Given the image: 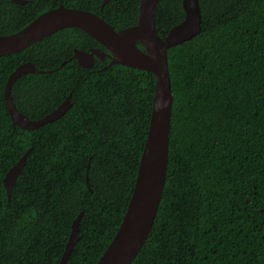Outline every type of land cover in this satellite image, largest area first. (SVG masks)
<instances>
[{
    "label": "trees",
    "instance_id": "1",
    "mask_svg": "<svg viewBox=\"0 0 264 264\" xmlns=\"http://www.w3.org/2000/svg\"><path fill=\"white\" fill-rule=\"evenodd\" d=\"M0 0V35L60 2L96 12L115 29L138 23L140 0ZM201 31L168 49L174 95L169 162L158 211L131 264H264V0H199ZM185 18L183 0H159L161 37ZM138 45L143 47L139 42ZM75 48L110 51L80 27L0 56V264H96L131 200L157 78L111 58L91 67ZM40 119L71 95L58 119L15 125L5 99ZM30 150V151H29ZM8 200L4 178L28 152ZM88 176V180H87Z\"/></svg>",
    "mask_w": 264,
    "mask_h": 264
},
{
    "label": "water",
    "instance_id": "2",
    "mask_svg": "<svg viewBox=\"0 0 264 264\" xmlns=\"http://www.w3.org/2000/svg\"><path fill=\"white\" fill-rule=\"evenodd\" d=\"M14 1L26 2V0ZM109 1L104 0L102 7ZM158 2L159 0H140L138 23L120 30L115 29L96 12L67 7L60 2L57 7H51L35 17L21 30L9 35H0V37H10L9 40L0 43L1 56L19 52L63 28L77 26L95 37L110 51L106 53L99 48L91 51L75 48L73 57L80 65L91 67L96 57L105 59L108 56L111 58V63H122L151 71L156 75L157 87L150 126L140 159L134 191L119 229L96 264H131L149 235L164 190L174 103L168 49L173 45L190 40L201 31L202 14L199 0H183L185 18L163 38L157 32L155 24ZM87 28L101 33L108 43L97 38ZM140 31L145 34L135 36ZM146 38H149L150 42H146ZM139 42L143 47L138 45ZM36 71L45 72L39 70L33 62H24L9 75L5 85V99L13 122L25 129L37 128L56 120L71 106V95H68L59 106L43 118L31 119L23 114L12 100L11 89L22 74ZM29 151L10 168L4 178L9 201L13 186L27 162ZM82 215L83 211L72 224V231L59 264H65L74 249Z\"/></svg>",
    "mask_w": 264,
    "mask_h": 264
},
{
    "label": "bare ground",
    "instance_id": "3",
    "mask_svg": "<svg viewBox=\"0 0 264 264\" xmlns=\"http://www.w3.org/2000/svg\"><path fill=\"white\" fill-rule=\"evenodd\" d=\"M92 34H94L95 36H97V38L101 39L102 41H104L105 43H108L107 39L99 32H97L96 30H93L91 28H87ZM145 34L143 31L138 32L135 36L138 35H143ZM10 37H0V43L5 42L7 40H9ZM146 42H150L149 38H146Z\"/></svg>",
    "mask_w": 264,
    "mask_h": 264
}]
</instances>
